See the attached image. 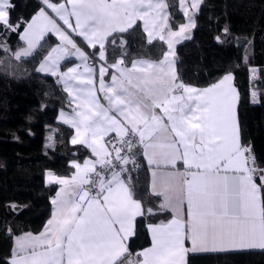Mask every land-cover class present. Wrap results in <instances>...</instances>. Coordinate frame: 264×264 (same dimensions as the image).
Returning <instances> with one entry per match:
<instances>
[{"label": "snow or ice", "instance_id": "6c2138e0", "mask_svg": "<svg viewBox=\"0 0 264 264\" xmlns=\"http://www.w3.org/2000/svg\"><path fill=\"white\" fill-rule=\"evenodd\" d=\"M42 3L31 21L14 24L10 0H0V31L17 32L25 42L12 52L17 61L38 55L48 33L58 37L36 71L63 84L75 105L71 116L61 111L63 122L75 129L71 143L86 146L93 158L73 161L71 177L48 173V182L61 186L51 200L52 216L40 234L15 237L5 264H124L133 255L127 241L135 234L136 218L153 214L135 195L133 174L141 157L151 192L162 197L160 209L171 210L173 218L149 225L151 246L127 264H186L189 251L264 250V169L257 177V169L248 166L234 76L225 72L199 89L181 81L175 69L174 45L196 27L203 0H177L187 23L176 30L168 0ZM138 21L147 45L166 44L158 59L129 51L125 37ZM0 49L10 51L6 43ZM110 55L117 57L111 63ZM71 56L80 63L60 71V62ZM6 231L12 235L10 227Z\"/></svg>", "mask_w": 264, "mask_h": 264}, {"label": "trees", "instance_id": "16d2710c", "mask_svg": "<svg viewBox=\"0 0 264 264\" xmlns=\"http://www.w3.org/2000/svg\"><path fill=\"white\" fill-rule=\"evenodd\" d=\"M10 3L14 24L30 21L44 6L42 0ZM168 3L174 5L170 11L173 29H177L185 18L177 0ZM195 21L191 39L176 48L177 75L185 84L204 88L216 83L225 72L233 74L239 93L241 142L250 144L256 163L264 167V0H203ZM137 23L139 27L125 37L129 51L137 57L158 59L166 44L157 40L147 45L143 25ZM24 27L21 23L20 33ZM19 37L17 32L0 31V44L10 48L7 53L0 49V264L9 259L16 236L41 232L50 218L57 186L46 184V173L71 176V162L91 156L86 147L71 144L72 129L58 122L60 111L70 106L62 85L36 71L43 56L59 41L48 36L37 49L38 55L17 61L12 52L22 46ZM76 39L84 47L80 38ZM116 58L110 55L109 63ZM250 67L258 69L253 83ZM252 85L258 91V103H252ZM138 162L141 167L133 174L135 195L145 208L153 209V214L135 221V234L128 241L134 257L150 245L148 225L170 217L160 209L161 198L150 190L149 171L142 157ZM7 227L12 230L11 236ZM187 264H264V250L189 254Z\"/></svg>", "mask_w": 264, "mask_h": 264}, {"label": "crops", "instance_id": "0c3cea01", "mask_svg": "<svg viewBox=\"0 0 264 264\" xmlns=\"http://www.w3.org/2000/svg\"><path fill=\"white\" fill-rule=\"evenodd\" d=\"M38 12V11H37ZM37 12L35 13V15L37 14ZM34 15V16H35ZM185 18V17H184ZM32 19V18H31ZM31 21V20H30ZM141 23H142V25H143V22L142 21H140ZM62 23V22H61ZM184 23H187V19L185 18V21H184ZM174 30H176V29H174ZM192 30H193V28H190L189 30H188V32H186L185 33V35L188 37L187 39H184V38H181L180 39V41L178 42V43H176L175 45H174V50L176 51V48L179 46V45H181V44H183V43H185V42H187V41H189L190 39H191V37H192ZM22 32H23V30H22ZM21 32V33H22ZM48 36H53V37H55L58 41H59V39H58V37L57 36H55L54 34H52V33H48L46 36H45V38H47ZM20 38V37H19ZM44 38V39H45ZM21 40V39H20ZM44 40H42L41 41V43L43 42ZM21 42H22V46L20 47V48H23V47H25L26 45H25V42L24 41H22L21 40ZM60 42V41H59ZM58 42V43H59ZM57 43V44H58ZM56 45V44H55ZM54 45V46H55ZM53 46V47H54ZM167 47V46H166ZM19 48V49H20ZM18 50V49H17ZM27 58H29V57H27ZM27 58H22V59H27ZM21 59V60H22ZM173 59H174V61H175V65H176V59H175V56L173 57ZM66 62H70L69 64H67L66 66H65V68H62V66L66 63ZM61 67H60V71H67V69L69 68V67H74L75 65H77V64H79L80 63V61L76 58V57H74V56H71V57H67V58H65L64 60H62L61 62ZM38 66H39V64H38ZM38 68V67H37ZM251 68H255V67H250V79H251V82L253 83L256 79H257V77H258V69L257 68H255V70H256V74L254 73V71L251 69ZM81 71L83 70L82 68L80 69ZM40 73H42V72H40ZM42 74H44V75H48V76H52L51 74H49V73H42ZM52 77H54L57 81H58V77L57 76H52ZM222 78V77H221ZM220 78V79H221ZM219 79V80H220ZM110 80H111V74H110V76L107 78L106 76H105V81L106 82H110ZM218 80V81H219ZM217 81V82H218ZM61 85H62V87H63V84L62 83H60ZM232 84H233V86L236 88V86H235V83H234V79H233V81H232ZM207 87H209V86H207ZM197 88V87H196ZM204 88H206V87H204ZM199 89H203V88H199ZM236 90H237V92H238V89L236 88ZM255 91V87L252 85V87H251V100H252V103H258V100H259V94H258V91H257V94H256V96L255 97H253V95H252V93ZM239 94V93H238ZM101 96H102V94H101ZM69 98V97H68ZM70 99V98H69ZM238 102H239V100H238ZM238 102H237V105H236V118H237V120H238V114H237V108H238ZM75 107V105L73 104V105H70L69 106V108H67V109H64V110H62L65 114H66V116H71L73 113H72V109ZM58 122L59 123H61V124H63V125H65V126H67V127H69V128H71L72 129V131H73V133H72V136H71V138H70V142H71V139L73 138V136L75 135V129H73L69 124H66V123H64L63 122V119L61 118V111H60V113H59V116H58ZM239 123V122H238ZM114 135V134H113ZM242 143V142H241ZM72 144V143H71ZM73 145V144H72ZM245 148H247L248 150H249V152L248 153H246V155H248L249 156V162H248V166L249 167H255L256 169H257V172H256V176L257 177H259L260 176V172H259V170L260 169H264V167H262V166H260V165H258L257 163H256V161H255V157H254V155H253V153H252V149H251V146H250V144H242ZM82 146H84V145H82ZM84 147H86V146H84ZM87 148V147H86ZM88 149V148H87ZM88 151L90 152V154H91V156L90 157H86L85 159H89V158H93L92 157V153H91V150L90 149H88ZM253 158H254V161H255V163L253 164ZM84 159V160H85ZM143 159V158H142ZM83 160V161H84ZM83 161H81L80 163L82 164L83 163ZM144 161V163L146 164V166H147V168H148V165H147V162L145 161V160H143ZM76 162H78V161H76ZM72 163V162H71ZM177 168L179 169V171H184V166H183V164H182V162H178L177 163ZM74 171H75V169H74ZM148 171H149V169H148ZM48 173H53V174H55L54 172H50V171H48L47 173H46V175H45V182H46V184H48V185H56L57 186V190H56V192L59 190V188L61 187L60 185H57V184H52V183H49L48 182ZM74 173V172H73ZM73 173H72V175H73ZM56 176H58V177H71V176H59V175H57V174H55ZM149 177H150V182H151V175H150V171H149ZM257 184L259 185L262 181L260 180V179H257ZM56 192H55V194H54V196L53 197H55V195H56ZM260 195H261V198H262V190H261V193H260ZM161 198V202H162V197H160ZM263 199V198H262ZM52 212H53V205H52ZM169 214H170V217L167 219V220H164V221H160V222H157V223H152V224H149V225H158V224H161V223H167L169 220H171L172 218H173V213H172V211L171 210H168L167 211ZM185 212H186V205H185ZM51 216H52V213H51ZM51 216H50V218H51ZM49 218V219H50ZM138 218V217H137ZM136 218V219H137ZM48 219V220H49ZM47 223V222H46ZM46 225V224H45ZM149 225H148V233H149V236H150V245H148L147 247H145V248H148V247H150L151 246V234H150V232H149ZM44 228H45V226H44ZM44 228H43V230L41 231V232H43L44 231ZM41 232H39V233H32L33 235H38V234H40ZM26 233H31V232H26ZM23 234H25V233H22V234H20V235H23ZM20 235H18V236H20ZM129 241V240H128ZM128 241H127V243H128ZM14 242H15V238H14ZM185 247L186 248H191L192 247V245H191V242L190 241H186L185 242ZM145 248H143V249H145ZM142 249V250H143ZM141 250V251H142ZM256 250H261V249H234V250H228V251H218V252H212V251H197V252H192V251H189L187 254H186V257H185V261H186V264H187V258H188V255L189 254H202V253H221V252H231V251H256ZM141 251H139V252H141Z\"/></svg>", "mask_w": 264, "mask_h": 264}, {"label": "rangeland", "instance_id": "374dc122", "mask_svg": "<svg viewBox=\"0 0 264 264\" xmlns=\"http://www.w3.org/2000/svg\"><path fill=\"white\" fill-rule=\"evenodd\" d=\"M248 53L246 52L245 53V59L247 60V57H248V55H247ZM253 71H254V73L256 74V70H255V68H251ZM256 94H257V90L255 89V91H254ZM136 258V257H135Z\"/></svg>", "mask_w": 264, "mask_h": 264}, {"label": "built area", "instance_id": "2783aa9c", "mask_svg": "<svg viewBox=\"0 0 264 264\" xmlns=\"http://www.w3.org/2000/svg\"><path fill=\"white\" fill-rule=\"evenodd\" d=\"M128 259H135V257H134V256H131V257H125L124 264H127V260H128Z\"/></svg>", "mask_w": 264, "mask_h": 264}]
</instances>
